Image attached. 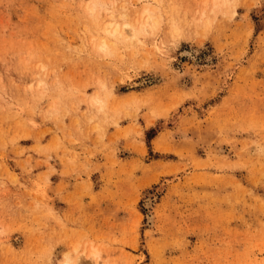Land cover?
I'll return each mask as SVG.
<instances>
[{
	"label": "rangeland",
	"instance_id": "obj_1",
	"mask_svg": "<svg viewBox=\"0 0 264 264\" xmlns=\"http://www.w3.org/2000/svg\"><path fill=\"white\" fill-rule=\"evenodd\" d=\"M66 262L264 264V0H0V264Z\"/></svg>",
	"mask_w": 264,
	"mask_h": 264
},
{
	"label": "bare ground",
	"instance_id": "obj_2",
	"mask_svg": "<svg viewBox=\"0 0 264 264\" xmlns=\"http://www.w3.org/2000/svg\"><path fill=\"white\" fill-rule=\"evenodd\" d=\"M106 32H108L109 34H120L121 31L119 29V25L113 27V22H110L109 24H107L106 26ZM122 34V33H121ZM107 46L105 40L102 41V44H101V47L105 48ZM147 203V202H146ZM147 206V204L145 205ZM147 221L148 223H153V216L152 214H148L147 216ZM93 255H97V253H95V251L92 253ZM94 257V256H93ZM67 263V262H66ZM65 263V264H66ZM67 264H70V263H67Z\"/></svg>",
	"mask_w": 264,
	"mask_h": 264
}]
</instances>
